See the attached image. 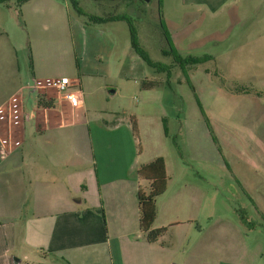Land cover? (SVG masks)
<instances>
[{
    "label": "crops",
    "instance_id": "crops-1",
    "mask_svg": "<svg viewBox=\"0 0 264 264\" xmlns=\"http://www.w3.org/2000/svg\"><path fill=\"white\" fill-rule=\"evenodd\" d=\"M260 5L263 16L252 22ZM162 11L178 52L191 49L192 43H226L239 26L247 25L246 33L254 24L264 28V0H162ZM216 13L218 30L191 41L194 31L208 27L206 16ZM70 15L68 0H23L16 7L10 0L0 2V108L19 95L24 113L16 124L0 119V264H256L258 255L245 262L244 255L232 251L233 243L248 244L245 223L205 215L202 177H194L189 165L174 164L157 129L152 142L138 145L130 117H123L124 126L101 125L108 132L106 144L98 140L95 153V124L85 114L89 99L83 89L96 85L98 93L114 95L111 76L101 65L112 57L124 63L125 53L116 29L85 19L86 35L78 43L80 22ZM117 15L130 17H97ZM23 39L29 65L22 74L17 48ZM251 39V34L242 35L237 47H248ZM262 42L264 50V34ZM63 76L74 85L73 101L54 98L52 106H40L39 95L30 94L33 82ZM27 97L33 99L32 113L26 109ZM157 157L164 159L167 183L156 198L153 227L166 231L150 243L140 230L137 204L138 190L148 192L149 183L137 170ZM235 178L247 192L237 174Z\"/></svg>",
    "mask_w": 264,
    "mask_h": 264
},
{
    "label": "rangeland",
    "instance_id": "rangeland-1",
    "mask_svg": "<svg viewBox=\"0 0 264 264\" xmlns=\"http://www.w3.org/2000/svg\"><path fill=\"white\" fill-rule=\"evenodd\" d=\"M13 7L20 0H10ZM257 5V2L255 3ZM79 11L88 15L106 16L108 14H127L131 17L136 29V36L140 45L153 61L166 64L170 70V77L166 80V71L160 67L157 71L145 64L134 51L130 41L129 29L126 21L111 22L103 27L116 29L114 36L121 39V50L125 53L124 63L112 57L101 65L106 70L114 95L106 91L98 93L95 86L84 87L86 101L89 105L85 114L95 124L93 127V145L95 153L99 154L98 140L106 144L108 132L103 127L118 123L126 124L123 117H134L139 123L138 145L152 142L157 129L165 141L166 147L172 150L176 165H189V172L197 177L200 174L201 186L204 189L203 200L205 215L218 214L223 220L233 223H247L243 225L248 244L233 243V253L244 255L245 262L264 264V50L263 27L254 24L248 32L247 25L234 29L226 43H204L201 46L182 50L185 55L203 56L209 54L214 60L188 66L187 76L195 88V93L205 111L201 114L194 94L185 80L181 68L173 61L166 40L160 26L158 0H135L133 5L113 4L108 0H77ZM255 10L250 20L255 22L263 16L262 5ZM14 11V10H13ZM15 13V11H14ZM71 17L79 21V31L76 41H83L86 28L85 16L79 14L70 5ZM85 19V22H84ZM208 27H201L191 35V41L197 40L206 33L218 30V13L213 17L206 16ZM92 25L93 24H89ZM23 37L26 32L23 30ZM251 34L248 47L238 46L242 35ZM19 41L17 48L20 69L23 71L29 65L28 45L23 47ZM196 42V41H194ZM123 43V48H122ZM187 44V43H186ZM209 69V71H206ZM217 74V77L213 76ZM23 76H26L25 74ZM104 76H98L103 79ZM147 78L158 82V86L151 90H144L141 81ZM231 88H250L253 93H235ZM30 91V90H29ZM34 97L37 95L30 91ZM52 91V95H53ZM89 97V98H88ZM36 98V97H35ZM32 99V97H31ZM32 100L26 98V109L32 113ZM165 118V120H162ZM97 121V122H94ZM123 122V123H122ZM127 122V119H126ZM27 128L30 125L27 124ZM166 127V130L164 129ZM166 131V133H165ZM217 140L215 143L212 139ZM218 146L221 152L218 150ZM96 157V156H95ZM89 160V159H88ZM221 165V166H218ZM226 165V166H225ZM234 169V173L229 169ZM240 169L244 170L241 173ZM235 174L245 185L247 192L238 187ZM247 221V222H246ZM250 245H256L255 250ZM248 254V256H247ZM239 257V256H238ZM253 259V261L251 260Z\"/></svg>",
    "mask_w": 264,
    "mask_h": 264
},
{
    "label": "trees",
    "instance_id": "trees-1",
    "mask_svg": "<svg viewBox=\"0 0 264 264\" xmlns=\"http://www.w3.org/2000/svg\"><path fill=\"white\" fill-rule=\"evenodd\" d=\"M6 0H0V2H4ZM23 1V0H20ZM70 5L75 8V10L85 16L86 18V23L89 22H104L108 20H123L126 21L129 29V34H130V41L132 48L134 51L138 54V56L145 62V64L157 71L160 70V67L164 68L166 71V80L168 81L170 77V70L166 64H163L158 61H153L147 54V52L144 50V48L140 45L138 42L137 36H136V29L132 23V20L130 17L126 15H117V16H109V17H97L93 15H88L82 11H79L78 6H77V1L76 0H68ZM162 0H158V6L159 8L161 7ZM159 16H160V26L162 28V33L163 36L166 40L168 49L162 50L164 54L170 53L173 57V61L176 65H178L182 72L185 75V80L189 84L195 100L199 106V109L201 111V114L205 117V120L207 122L208 128L209 127V122L207 120L205 111L202 107V104L200 100L198 99L196 93H195V88L190 82L188 76H187V71L186 68L188 66L192 65H198V64H203L209 61L214 60V57L205 54L203 56H194V55H185L183 56L180 52H178L175 47L173 46V43L171 42L169 35L167 34L165 27L162 22V15H161V10L159 9ZM206 71H209V69H206ZM213 76L217 77L216 73H213ZM158 84L157 81L153 80H148L147 78H144L141 81V87L143 89H151L154 86ZM231 91L235 93H253L256 92L255 90L248 89V88H243V89H236V88H231ZM38 104L43 107H50L52 106L51 104V99H44L41 96H38ZM165 120V118L163 119ZM130 123H131V130L132 134L135 139H138V130H137V123L134 117H130ZM164 129L166 130V127L164 126ZM167 131V130H166ZM165 131V133H166ZM212 139L215 143H217V140L214 136H212ZM218 150L221 152L220 147L218 146ZM137 175L139 178L144 179L148 181L149 183V190L148 192H144L143 190L139 189L137 192V204H138V220H139V227L140 230L144 233L145 239L152 243L158 240V238L166 231V227L162 228H154L153 227V222L156 217V198L160 196L166 189V183H167V175H166V170H165V164H164V159L162 157H157L154 160L140 165V167L137 170ZM247 222V221H246ZM245 223V222H244ZM247 224V223H245Z\"/></svg>",
    "mask_w": 264,
    "mask_h": 264
},
{
    "label": "built area",
    "instance_id": "built-area-1",
    "mask_svg": "<svg viewBox=\"0 0 264 264\" xmlns=\"http://www.w3.org/2000/svg\"><path fill=\"white\" fill-rule=\"evenodd\" d=\"M72 87H74L72 81L68 77L63 76L36 79L31 85V91H34L44 99L53 100L54 98H58L73 101L74 93L71 91ZM52 91L54 92L53 95ZM21 105V97H19V95L13 96L5 107L0 108V119H9L14 124L18 123V121L24 117ZM2 143L9 148L6 139L2 140ZM15 144H18V141H16Z\"/></svg>",
    "mask_w": 264,
    "mask_h": 264
},
{
    "label": "water",
    "instance_id": "water-1",
    "mask_svg": "<svg viewBox=\"0 0 264 264\" xmlns=\"http://www.w3.org/2000/svg\"><path fill=\"white\" fill-rule=\"evenodd\" d=\"M142 1L148 2L149 0H142ZM25 118L28 119V115L27 114L25 115Z\"/></svg>",
    "mask_w": 264,
    "mask_h": 264
}]
</instances>
